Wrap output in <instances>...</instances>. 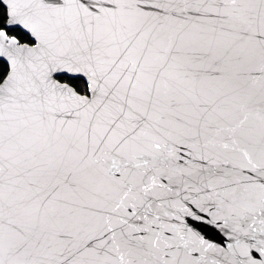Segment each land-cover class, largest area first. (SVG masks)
I'll use <instances>...</instances> for the list:
<instances>
[{"label":"snow or ice","instance_id":"snow-or-ice-1","mask_svg":"<svg viewBox=\"0 0 264 264\" xmlns=\"http://www.w3.org/2000/svg\"><path fill=\"white\" fill-rule=\"evenodd\" d=\"M0 264H264V0H0Z\"/></svg>","mask_w":264,"mask_h":264}]
</instances>
